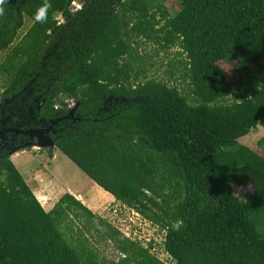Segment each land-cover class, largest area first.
I'll list each match as a JSON object with an SVG mask.
<instances>
[{
	"label": "trees",
	"instance_id": "obj_1",
	"mask_svg": "<svg viewBox=\"0 0 264 264\" xmlns=\"http://www.w3.org/2000/svg\"><path fill=\"white\" fill-rule=\"evenodd\" d=\"M70 1L50 0L43 24L33 19L43 0L5 4L0 72L7 87L26 86L43 99L45 119L76 101L50 137L54 146L162 229L172 264H264V154L237 144L259 124L256 145L264 152V0H180L171 15L153 0H77L75 11ZM24 17L30 24L18 36ZM133 38L184 54L191 102L145 75ZM218 60L237 63L245 78L240 99L223 102L233 88ZM245 182L252 194L238 198L232 183ZM90 228L121 256L106 259L85 246L80 235ZM0 264L165 263L68 192L44 210L0 154Z\"/></svg>",
	"mask_w": 264,
	"mask_h": 264
},
{
	"label": "rangeland",
	"instance_id": "obj_2",
	"mask_svg": "<svg viewBox=\"0 0 264 264\" xmlns=\"http://www.w3.org/2000/svg\"><path fill=\"white\" fill-rule=\"evenodd\" d=\"M153 2L154 4L161 3L169 15L173 14L180 5V0H153ZM152 11H155V9H152ZM155 14L158 17L159 11L156 10ZM29 24L30 20L24 17L23 23L18 30V36L24 32ZM133 40L136 41L132 45L139 56L138 60L140 61L138 63L140 68H143L145 75L161 80L167 85H174L191 102V96L188 95V79L182 73L184 54H179L177 52L178 48L175 46L164 49L160 48L154 41H147L143 38H133L131 41ZM7 50L8 48L0 51V62L6 55ZM217 64L226 72L227 79L233 88V91L223 98V102L240 99L245 93V86L241 84L245 78L240 72L237 63L234 60L228 62L218 60ZM251 70L252 72L255 71L253 66H251ZM30 73L31 68H28L26 74L30 75ZM7 83V78L0 72V90L2 87H7ZM262 131L263 128L257 124L248 133L238 137L237 144L249 147L257 154L263 155V150L256 145V141ZM22 148L19 149L18 147L14 149L15 152H22L18 153L11 160L21 175H26L28 174L27 171L35 169V172L37 171L38 173L35 179L41 184L51 183V181L55 182L57 186L54 194L56 195L55 197L60 195L59 193L64 189V192L72 194L83 205L88 207L92 213L107 221L124 237L137 241L143 247H148L149 252L163 263L172 264L161 244L164 231L142 217L134 209L121 204L111 195L94 185V181L71 162L59 149L56 147L39 148L30 145V143L22 146ZM232 188L238 198L245 199L252 194L251 186L247 182L242 185L232 183ZM78 226H80V222L75 220L72 224V232ZM80 239L85 246L96 248L106 259L116 260L117 257L121 256V253L114 248L110 241H102L96 238L95 234L91 235V228L89 232L82 229Z\"/></svg>",
	"mask_w": 264,
	"mask_h": 264
},
{
	"label": "flooded vegetation",
	"instance_id": "obj_3",
	"mask_svg": "<svg viewBox=\"0 0 264 264\" xmlns=\"http://www.w3.org/2000/svg\"><path fill=\"white\" fill-rule=\"evenodd\" d=\"M7 89L15 90L3 95ZM75 102L69 100L65 107V114L45 119L43 114L39 113L43 99L31 97L30 90L26 86L17 89L2 87L0 90V154L9 156L10 152H15L14 149L18 147L23 149L22 146L28 143L33 145L41 140L50 139L62 128L58 124L72 117L76 104L73 108L72 105ZM31 129L40 131H28Z\"/></svg>",
	"mask_w": 264,
	"mask_h": 264
},
{
	"label": "crops",
	"instance_id": "obj_4",
	"mask_svg": "<svg viewBox=\"0 0 264 264\" xmlns=\"http://www.w3.org/2000/svg\"><path fill=\"white\" fill-rule=\"evenodd\" d=\"M20 152H22V151L13 152L12 154H10V156H9L10 160H13V158ZM27 173L28 174H26V175H24V174H22V175L20 174V175L22 176L23 180L28 185V187L30 188V190L32 191V193L34 194V196L36 197L38 202L40 203L41 207L44 210H49L51 208V206L54 204V202L58 199V197L62 193H64V189H63V191H61L59 193L60 195L55 197L56 195H54V194L57 190V186H56L54 181H51V183H46L43 185L35 179L38 176V173H37V171L35 172V169L29 170V172L27 171ZM93 184L96 185L98 188H100L105 193L111 195L110 193H108L107 191H105L101 187H99L95 182H93Z\"/></svg>",
	"mask_w": 264,
	"mask_h": 264
},
{
	"label": "clouds",
	"instance_id": "obj_5",
	"mask_svg": "<svg viewBox=\"0 0 264 264\" xmlns=\"http://www.w3.org/2000/svg\"><path fill=\"white\" fill-rule=\"evenodd\" d=\"M9 0H0V18L5 16V4L8 3ZM52 8V4L50 0H43V3L39 5L34 14L33 19L36 23H47L48 21V11Z\"/></svg>",
	"mask_w": 264,
	"mask_h": 264
},
{
	"label": "water",
	"instance_id": "obj_6",
	"mask_svg": "<svg viewBox=\"0 0 264 264\" xmlns=\"http://www.w3.org/2000/svg\"><path fill=\"white\" fill-rule=\"evenodd\" d=\"M75 104H76V102L72 105V108L74 107ZM28 131H40V130L31 129ZM33 146H37L39 148H44V147L53 148V147H55L54 142L52 140H50L49 138H47V141L44 139V140L39 141L38 143H33Z\"/></svg>",
	"mask_w": 264,
	"mask_h": 264
},
{
	"label": "built area",
	"instance_id": "obj_7",
	"mask_svg": "<svg viewBox=\"0 0 264 264\" xmlns=\"http://www.w3.org/2000/svg\"><path fill=\"white\" fill-rule=\"evenodd\" d=\"M79 6H80V3L77 0H71L69 3L70 11H75L76 9L79 8ZM54 19L56 21V24H58L62 20L61 15L59 13L54 16Z\"/></svg>",
	"mask_w": 264,
	"mask_h": 264
}]
</instances>
